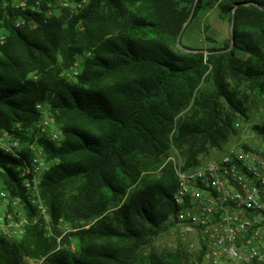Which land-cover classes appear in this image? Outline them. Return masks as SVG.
Returning a JSON list of instances; mask_svg holds the SVG:
<instances>
[{
	"label": "trees",
	"instance_id": "1",
	"mask_svg": "<svg viewBox=\"0 0 264 264\" xmlns=\"http://www.w3.org/2000/svg\"><path fill=\"white\" fill-rule=\"evenodd\" d=\"M247 1L234 8L241 0H90L76 15L35 29L8 23L0 51V134L27 137L24 129L40 118L36 104H48L65 138L42 140L57 162L41 194L55 221L84 227L78 231L84 244L79 255L67 246L56 250V238L30 225L18 241L0 235V264L43 256L40 264H202L186 263L179 251L145 261L137 253L177 210L178 174L165 161L170 150L184 152L182 169L193 168L207 146L228 139L232 117L245 114L227 77L264 93V0ZM215 6L234 17L232 48L230 40L207 54L186 46L191 21ZM180 34L185 50L177 45ZM81 55L82 69L69 81L62 71ZM18 163L0 148V177L15 192H21Z\"/></svg>",
	"mask_w": 264,
	"mask_h": 264
},
{
	"label": "built area",
	"instance_id": "2",
	"mask_svg": "<svg viewBox=\"0 0 264 264\" xmlns=\"http://www.w3.org/2000/svg\"><path fill=\"white\" fill-rule=\"evenodd\" d=\"M86 5L87 0L74 4L19 0L14 10L50 18L58 7ZM5 42V35L0 34V51ZM36 109L40 118L35 127L24 129L27 137L7 130L0 134V148L19 160L15 170L21 189L15 192L0 177V234L7 238L20 236L27 225L40 227L48 219L41 184L57 161L48 157L42 140L61 144L65 135L47 103H37ZM177 174L173 197L177 210L169 218L195 234L202 263L264 264V149L232 148L193 168L180 166Z\"/></svg>",
	"mask_w": 264,
	"mask_h": 264
},
{
	"label": "rangeland",
	"instance_id": "3",
	"mask_svg": "<svg viewBox=\"0 0 264 264\" xmlns=\"http://www.w3.org/2000/svg\"><path fill=\"white\" fill-rule=\"evenodd\" d=\"M6 1L8 3L7 5L0 0V34L5 35L6 40L9 34L8 23L15 27L35 29L39 26L41 21H45V19L57 18L66 13H69L70 17L76 15L80 9L87 7L90 2V0H87V5L82 8H75L73 6L68 8L58 7L52 17L46 18L38 15L35 17L29 13L14 10V5L18 3L19 0ZM68 1L74 4L76 0ZM222 1L232 2L235 0ZM23 20L25 23L16 26L17 22ZM231 22L232 20L227 16L222 15L218 6L211 9H202L187 27L184 33L183 43L191 48L202 49L207 54L209 53V48L222 47L229 42V40L231 41ZM81 28L83 27L81 26ZM237 55L241 58L247 57V54L244 52H237ZM84 56L81 55L77 57L71 67L63 69L62 76L69 81H75L77 74L82 69ZM34 74L35 73H32L31 75L33 76ZM227 80L232 87L238 89L240 96L244 99L245 114H236L232 117L233 132L220 147L207 146V149L198 157L200 162L215 159L232 148L264 149V133L256 128L257 126L264 127V93L262 94L258 90L251 88L246 81L240 82L239 85H237L232 76H228ZM223 107L224 112L228 113L224 104ZM168 155L165 161L172 160L177 171V168L184 164V152L172 148ZM27 215H30V212H27ZM166 224L168 227L164 231L140 248L137 253L138 260L145 261L148 256L152 254L162 255L164 253L179 251L183 257V261L186 263H202V252L197 248L198 246H196L198 242L195 234L192 231H187L184 226L176 225L175 222H171L170 218L167 219ZM29 227L30 226L27 225L25 232L20 236L9 239L12 241L22 239L28 233ZM85 227H89V225ZM40 228L44 231L46 236H52L57 239L58 245L56 250L69 245L71 246L70 251L72 254L79 255L81 252L84 241L82 240V236L78 234V231L84 227L73 226L64 218H59L55 221L48 210V219ZM45 258V256L40 259L26 257L25 263L40 264Z\"/></svg>",
	"mask_w": 264,
	"mask_h": 264
},
{
	"label": "water",
	"instance_id": "4",
	"mask_svg": "<svg viewBox=\"0 0 264 264\" xmlns=\"http://www.w3.org/2000/svg\"><path fill=\"white\" fill-rule=\"evenodd\" d=\"M248 4H250L248 1L237 2V3H235L234 8H237L239 5H248ZM191 18H192V14L190 15L188 21H190ZM234 43H235V36H234V17H232V22H231V45H230V47L228 49H231L232 46L234 45ZM177 45L181 49H183V50L186 49V46L183 45L182 42H181V34L177 38Z\"/></svg>",
	"mask_w": 264,
	"mask_h": 264
}]
</instances>
